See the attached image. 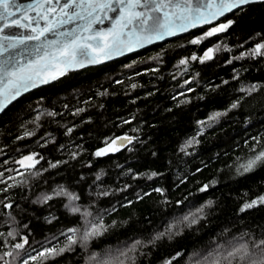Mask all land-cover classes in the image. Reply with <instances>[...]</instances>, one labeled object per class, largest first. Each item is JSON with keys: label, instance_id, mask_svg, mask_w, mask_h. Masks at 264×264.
Listing matches in <instances>:
<instances>
[{"label": "trees", "instance_id": "16d2710c", "mask_svg": "<svg viewBox=\"0 0 264 264\" xmlns=\"http://www.w3.org/2000/svg\"><path fill=\"white\" fill-rule=\"evenodd\" d=\"M229 20L226 31L198 45L190 41L209 27L102 67L69 73L0 116V180L6 181L0 183V201L13 204L12 209L0 204V232L5 234L0 251L10 250L23 236L29 250L50 246L53 237L62 246L61 233L83 227L80 214L65 207L66 197L40 201L59 187L78 196L75 203L82 209L102 214L110 227L86 250L75 246L46 264H119V250L137 239L149 241L172 223L179 234L139 248L135 264H165L177 253L183 255L173 264H195L209 254H219L221 264H239L227 257L231 247L264 239V203L242 210L264 196V164L250 172L237 170L264 148V56L244 55L264 42V2L237 10L221 23ZM216 45L220 49L210 61L179 63ZM253 84L261 87L251 95L240 91ZM237 100L239 106L229 111ZM216 111L227 115L201 131L198 122ZM26 131L32 135L25 136ZM120 135L135 141L118 155H95L105 141ZM193 137L198 142L180 151ZM31 153L42 157L38 168L16 173L12 163ZM153 172L157 175L149 179ZM201 207L202 219L191 226L181 223ZM13 230L15 240L7 236Z\"/></svg>", "mask_w": 264, "mask_h": 264}, {"label": "snow or ice", "instance_id": "6c2138e0", "mask_svg": "<svg viewBox=\"0 0 264 264\" xmlns=\"http://www.w3.org/2000/svg\"><path fill=\"white\" fill-rule=\"evenodd\" d=\"M256 2L258 0H27L24 3L20 0H0V112L30 89L48 84L65 75L68 70L104 63L126 52L211 24L226 13L240 10L242 6ZM105 23L108 27H103ZM231 24L232 21L229 20L227 23L213 27L190 43L198 45L202 40L226 31ZM219 49L220 46L216 45L214 48H208L202 56L193 54L190 58L180 60L179 63L187 65L189 60L200 63L210 61ZM262 50H264V42L256 44L244 55L264 56ZM259 87L261 86L253 84L242 87L240 91L251 95ZM239 104L240 100L233 102L229 111L237 108ZM48 115L55 116L56 113H48ZM224 115H227V112L216 111L211 113L207 120L199 121L202 126L201 131L205 127L212 126V123ZM67 131L71 133L72 129L69 128ZM24 135L29 136L32 133L26 131ZM134 139L125 135L111 139L110 142L105 141V147L97 150L95 155L100 157L107 155L109 151H119L125 143H132ZM254 139L259 142L258 137ZM117 141L120 142L118 146ZM196 142H198L196 137L189 139L180 151H186ZM37 155L31 153L23 156L17 163L25 169H36V165L40 163V159L36 158ZM76 155L77 153H72L73 158ZM259 164H264V148L246 163L241 164L237 170L250 172ZM34 174L39 175V170ZM3 175L0 172V177ZM156 175L157 173L153 172L148 178L151 179ZM99 178L97 176V179ZM9 179L14 178L9 177ZM0 183L6 181L0 180ZM13 186L15 185L8 187ZM2 191H7V188ZM155 191L161 190L155 189ZM59 196L68 199L65 207L73 214H80L83 227L69 228L61 233L64 236L62 246L59 242L53 243L52 240L58 241V238L53 237L48 241L50 246H42L38 251L35 248L26 249L25 245L29 244V240L27 236H23L22 242L13 244L10 250L0 251V264H30V262L46 264L48 260H54L66 252L74 251L75 246L86 250L91 240L102 236L110 227L104 225L102 214L94 216L87 209H82L75 203L79 197L63 187H59L51 194H43L40 201L46 203L53 197ZM211 203L209 201L205 207L210 206ZM257 203H264V196L246 203L242 210L252 208ZM0 204H3L5 209L13 208L12 203L0 201ZM203 211L204 207H201L196 212L185 215L181 223L186 222L189 226L197 223L203 218ZM11 219L15 218L11 217ZM178 234L177 225L169 224L164 231L156 233L149 241L137 239L125 249L119 250L116 260L119 264H126V261L135 264L134 254L139 248L154 246L158 240L170 239ZM4 235L0 232V237ZM7 236L15 240L17 233L15 230L9 231ZM181 255L183 254L177 253L176 256L167 259L165 264H173V261ZM227 257H232L239 264H264V239L253 240L251 244L248 242L234 244L227 252ZM91 259L95 261L96 256L93 255ZM96 264H110V261L99 260ZM195 264H221V262L219 254H209L196 260Z\"/></svg>", "mask_w": 264, "mask_h": 264}, {"label": "water", "instance_id": "95a60500", "mask_svg": "<svg viewBox=\"0 0 264 264\" xmlns=\"http://www.w3.org/2000/svg\"><path fill=\"white\" fill-rule=\"evenodd\" d=\"M20 2L24 3V2H27V0H20ZM263 2H264V0H258V2H256V3L242 6V9H243V8H246V7H248V6L256 5V4H260V3H263ZM235 11H237V10H234L233 12H235ZM233 12L226 13L224 16H222V17H220L219 19L213 21L211 24H205V25H203V26H201V27H197V28L191 29V30H189V31L186 32V33H181V34L178 35V36H175V37H168V38H166V39H164V40L157 41V42H155V43H153V44H148V45H146V46L143 47V48H138V49H136L135 51H132V52H126L124 55L116 56V57H114L113 59H110V60L105 61L104 63H101V64H95V65H87V66H85V67H83V68H76V69L68 70V71L66 72L65 75L60 76L58 79H56V80H54V81H51V82L48 83V84H42V85H39L38 87L33 88V89H30L28 92L24 93V94H23L21 97H19L16 101H14V102L11 103L10 105H8V106L5 108L4 111L0 112V116L3 115V114H4V113H5V112H6V111L12 106V105H14L16 102H18L19 100H21L23 97H25V96H27V95H29V94H31V93H33V92H35V91L41 89V88H45V87L51 86V85H53V84L59 82L60 80H62L63 78H65L69 73L79 72V71L87 70V69H90V68L102 67V66H105V65H107V64H109V63L120 61V60L125 59V58H127V57H130V56L136 55V54H138V53H141V52H143V51H145V50H148V49H150V48H152V47H154V46H157V45H159V44H163V43H165V42L171 41V40L176 39V38H178V37L184 36V35H186V34L192 32V31H194V30L202 29V28H205V27H211V26H213V25H216V24L219 23L222 19H224L226 16L232 14ZM98 27H99V26H98ZM103 27H108V24L105 23V24L103 25ZM123 136H125V135H120V136H117V137H123ZM126 136H127V135H126ZM129 137H131V136H129ZM134 141H135V139L132 141V143H125V146L121 147L119 151H115V152L109 151V153H108L107 155H103V156H115V155H118V154L122 153L123 151H125L126 149H128V148L134 143ZM119 143H120V142L117 141V146L119 145ZM104 147H105V146H104ZM104 147H103V148H104ZM114 147H115V146H114ZM36 154H38V153H36ZM38 157H39V154L37 155L36 158L38 159ZM19 160H20V159H18L17 161H19ZM17 161H15V165H16L15 171L18 173V172H20V171H22V170H25V168L21 167V165L18 164ZM19 165H20V166H19ZM21 242H22V241H21ZM27 246H28V245H25V248H26Z\"/></svg>", "mask_w": 264, "mask_h": 264}, {"label": "flooded vegetation", "instance_id": "af4514ba", "mask_svg": "<svg viewBox=\"0 0 264 264\" xmlns=\"http://www.w3.org/2000/svg\"><path fill=\"white\" fill-rule=\"evenodd\" d=\"M220 24H222L221 21H220L219 23H217L216 25H213V26L209 27V30H210L211 28H213V27H217V26L220 25ZM20 159H21V158H20ZM38 159H40V163H41V162H42V159L39 158V157H38ZM16 161H17V160H16ZM40 163H39V164H40ZM39 164L36 165V168H38ZM12 165H13V167H14V171H15V168H16L15 161L12 163ZM19 166H20V165H19ZM32 170H35V169H25V170H22V171H20V172H18V173H23V172H26V171H32ZM15 172H16V171H15ZM16 173H17V172H16Z\"/></svg>", "mask_w": 264, "mask_h": 264}, {"label": "rangeland", "instance_id": "374dc122", "mask_svg": "<svg viewBox=\"0 0 264 264\" xmlns=\"http://www.w3.org/2000/svg\"><path fill=\"white\" fill-rule=\"evenodd\" d=\"M224 32V31H223Z\"/></svg>", "mask_w": 264, "mask_h": 264}]
</instances>
